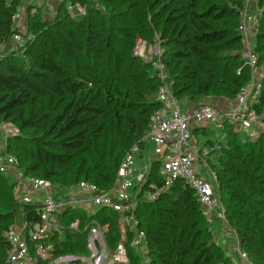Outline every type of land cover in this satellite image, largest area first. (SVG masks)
Here are the masks:
<instances>
[{
    "label": "trees",
    "instance_id": "1",
    "mask_svg": "<svg viewBox=\"0 0 264 264\" xmlns=\"http://www.w3.org/2000/svg\"><path fill=\"white\" fill-rule=\"evenodd\" d=\"M23 1L0 0V45L8 49L15 42L14 34L21 32L15 27V16ZM145 1L65 0L58 9L67 11L69 2L80 3L86 6V13L75 20L32 23L44 41L30 39L20 50L0 57V123L18 128L17 133L0 140V152L15 155L26 175L50 181L56 198L82 180L111 190L123 154L132 151L131 144L141 156L148 151L145 137L151 116L162 107L157 70L142 66L128 73L136 87L133 113H113L108 105L114 82L126 75L124 50L139 29L124 23L121 17L126 13L119 7L133 12L131 19L142 18L143 31H157L162 53L155 62L160 60L167 68L168 81L183 108L209 102L204 101L209 97L232 100L251 78V69L241 55L244 41L238 28L245 0H153L150 15L138 13ZM38 4L43 3H30L27 12ZM255 5L260 25L254 45L261 62L264 0H255ZM97 62L112 69L106 85H100L94 74ZM249 106L264 112V78L261 91ZM195 131L197 134L198 128ZM226 131L221 148L208 158L217 173L215 192L225 206L228 224L237 229L238 248L247 252L253 264H264V132L249 140L232 125L228 124ZM110 134L120 152H111L107 158L100 147ZM205 143L216 142L210 139ZM160 166L161 161L154 158L146 181L132 190L139 191L134 213L138 229L145 232L147 264H237L215 239L196 191L183 179L156 199H148L154 191L151 184L160 187L163 183ZM8 179H12L10 185ZM15 187V175L0 171V191H12L14 208L21 209L18 221L22 217V225L26 220L38 222L37 206L19 202ZM119 217L107 208L96 212L75 207L64 210L60 228L52 230L47 241L53 247L52 257L38 259V264H53L68 253L89 258L92 229L106 223L110 227L105 233V250L111 259L122 240ZM74 222L78 227L72 226ZM5 229L0 235V264H10ZM126 233L128 263L146 264L131 245L134 231L130 225ZM35 248L36 243L30 241L32 254Z\"/></svg>",
    "mask_w": 264,
    "mask_h": 264
},
{
    "label": "built area",
    "instance_id": "2",
    "mask_svg": "<svg viewBox=\"0 0 264 264\" xmlns=\"http://www.w3.org/2000/svg\"><path fill=\"white\" fill-rule=\"evenodd\" d=\"M65 0H29V3H52L58 5ZM253 0H245L241 10L239 31L243 36L244 47L242 58L251 69L249 82L243 85L233 103L226 109L212 102L193 105L187 109L176 97L164 70V64L159 60L155 69L160 79L158 99L162 107L151 116L150 130L145 137L148 145L154 146V157L161 161L160 174L163 183L159 187L152 183L154 191L148 194V199L154 200L162 192L167 191L177 180L183 179L197 193L202 213L208 219L220 218L228 223L226 209L215 192L217 173L211 168L208 158L216 149L221 148L220 141L227 136V125H232L241 132H251L256 138L264 132V112L260 113L251 108L252 102L262 88L264 78V64L255 50V36L260 25L258 11L251 9ZM16 43L24 46L26 41L22 32L13 36ZM195 127L209 128L221 132L218 142L208 145L197 139ZM6 136L17 133L14 125L2 123ZM3 146L0 144V147ZM152 159L146 161L143 169L135 167L134 150L128 152L119 164L114 186L111 190H102L98 184L82 180L73 185L68 193L56 198L51 191L50 181L34 176H28L19 167L18 159L10 153L0 152V171L12 172L15 175V194L19 202L37 206L40 220L36 223L25 221L19 228H10L5 231L9 243L8 262L10 264H38V259L49 260L52 257L53 247L47 241L52 230L60 228V213L75 207L83 208L89 212L97 209H112L120 214L119 226L122 240L111 256L114 264H128L129 258L125 241L127 240V227L130 225L134 231L131 245L140 251L147 264L148 251L145 243V232L139 230L135 218V208L138 203V192L132 190L136 185L144 183L150 172ZM78 227V222L72 224ZM109 223L102 227L92 229L91 243L97 252L105 249V233L109 230ZM95 233L98 236H93ZM89 238V239H90ZM30 241L36 243L35 254L31 253ZM97 245H99L97 247ZM240 257L247 264V252L239 249Z\"/></svg>",
    "mask_w": 264,
    "mask_h": 264
},
{
    "label": "rangeland",
    "instance_id": "3",
    "mask_svg": "<svg viewBox=\"0 0 264 264\" xmlns=\"http://www.w3.org/2000/svg\"><path fill=\"white\" fill-rule=\"evenodd\" d=\"M153 0H147L145 1L142 6L139 8L138 13H141L143 11L147 12L148 15L152 13V10L149 9V5ZM29 1H23L16 12L15 16V27L19 29L23 36L25 37V41L28 40H35L37 43H41L44 41V36H42L41 31H37L34 28H32V23L41 21V20H47V21H54V20H61L64 19L65 21L68 20H75L76 18L84 15L86 13V6L81 5L80 3L72 4L69 2L67 5V11H64L63 9H58L59 5L56 2L52 3H43L36 5L30 13L27 12V6L29 5ZM253 9L254 11H258L255 0L252 1ZM118 8V10H125V15H123L121 18L123 19L124 23L130 24V25H137L139 28L137 31H135V37L129 42L128 47L124 50V63L126 65V75L123 77H118L117 80L114 82L111 89L113 91V98L111 102L108 104L112 112L114 111L119 113H133L134 107H132V104L136 102V87L132 80H130L128 73H134L137 70H139L142 66H151L152 69H155V58H160L162 49L160 47L159 42V35L155 29L153 31L150 30V32L143 31L144 29L142 27L145 26L143 23L142 18H139L137 20L131 19L133 12H128V8L126 6H122ZM127 8V10H126ZM130 8V7H129ZM107 13L109 12V9H106ZM127 13H130V15H127ZM108 17V16H107ZM103 21V20H100ZM108 22V20H105ZM146 27V26H145ZM26 44V43H25ZM25 46V45H24ZM19 43L14 42L11 44V47L8 49L6 46L0 45V57L5 52H12V51H18L22 47ZM21 55H19L20 57ZM21 59H24V56H21ZM261 64H264V61H261ZM94 67L97 69V72H94V74L99 77L100 85H106L108 84L109 78L112 76V69L109 66H105L102 64V62H97ZM164 70L167 73V68L164 65ZM107 88V87H104ZM120 91V92H119ZM226 97H209L206 98L204 101H211L216 104H221L222 102H228V99ZM32 131L26 132L25 134H31ZM5 133L2 129V123H0V140L6 139V136H4ZM218 135L220 133L218 132ZM197 139L200 141H206L207 139H211L214 142H218L220 137L217 136L216 132L212 131V128H206V132L199 131L197 132ZM242 138L253 140L254 137L252 136V133L249 132H243L241 134ZM119 147L117 143L114 142V136L113 134L108 135L104 142L101 144L100 147V153L104 154L109 158V155L111 152L113 154H118ZM132 151L136 149L134 145L131 144ZM154 146L151 144L148 148V151L144 152V155L141 156L139 151H134L135 155V167L139 170L143 169L144 166V160L147 158L148 154L149 156L153 157L154 155ZM127 153L123 154V157ZM145 158V159H144ZM123 159V158H122ZM121 159V160H122ZM9 185L12 183V179H8ZM53 192V188L51 189ZM21 213V209L18 206L17 209L14 208V204L12 202V191H9L7 188H4L0 191V235L2 234L3 229L5 231L10 228H19L22 226V217L19 219V214ZM211 228L214 231V236L217 242L225 249L227 255H230L233 260L237 264H244V260L240 258L239 248L237 246L238 243V233L237 229L235 227H232L228 223H225L220 218H214L211 221ZM208 223V224H209ZM4 231V232H5ZM90 238V237H89ZM88 246L90 248V255L89 258H83L82 255L75 256V254H63L60 257H58L53 264H71L72 261L79 260L78 264H114L113 261H111L110 258H107V252L105 249L100 250V252H97L96 248L91 243V238L89 239ZM8 260V256L6 258ZM130 264V263H128Z\"/></svg>",
    "mask_w": 264,
    "mask_h": 264
},
{
    "label": "crops",
    "instance_id": "4",
    "mask_svg": "<svg viewBox=\"0 0 264 264\" xmlns=\"http://www.w3.org/2000/svg\"><path fill=\"white\" fill-rule=\"evenodd\" d=\"M227 100H228V99H227ZM233 101H234V99H232V100H228V102H226V101H225V102H222L221 104H217V105L220 106V107H222V108H224V109H226V108H228V107L233 103ZM197 128H198V131H204V132H206V131H205L206 128L195 127V129H197ZM202 129H203V130H202ZM194 131H195V130H194ZM212 131H213V132H216V134H217L218 137L222 136V135H221V134H222L221 132L216 131V130H213V129H212ZM195 132H196V131H195ZM218 132L220 133V135H218ZM195 135H197V134L195 133ZM207 140H210V139H207ZM207 140H206V141H207ZM206 141H205V142H206ZM203 142H204V141H203ZM150 145H151V144H150ZM150 145H148V148H149ZM152 145H153V144H152ZM148 158L153 160L155 157H154V155H153V157H151V156H149V154H148L147 158H146V159L144 158V159H145V160H144V166H145L146 161L148 160ZM144 166H143V168H144ZM93 236H98V234L95 233Z\"/></svg>",
    "mask_w": 264,
    "mask_h": 264
},
{
    "label": "water",
    "instance_id": "5",
    "mask_svg": "<svg viewBox=\"0 0 264 264\" xmlns=\"http://www.w3.org/2000/svg\"><path fill=\"white\" fill-rule=\"evenodd\" d=\"M99 245H97V247H98ZM73 264H77V261H73ZM120 264H124V263H120Z\"/></svg>",
    "mask_w": 264,
    "mask_h": 264
}]
</instances>
